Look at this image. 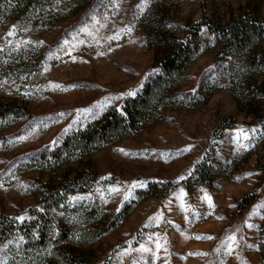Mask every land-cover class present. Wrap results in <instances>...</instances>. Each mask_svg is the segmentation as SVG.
<instances>
[{
	"label": "rangeland",
	"instance_id": "rangeland-1",
	"mask_svg": "<svg viewBox=\"0 0 264 264\" xmlns=\"http://www.w3.org/2000/svg\"><path fill=\"white\" fill-rule=\"evenodd\" d=\"M153 1L144 0L141 12V0H52L44 20L0 23V57L21 56L27 64L17 78L4 80L1 95L22 104L28 114L0 120V224L22 225L27 234V222L43 210L41 184L50 177L49 165L36 161L38 154L59 146L109 109L121 111L124 100L158 75L140 27ZM246 2L175 0L172 26L184 28L187 21L203 17L227 19ZM252 2L264 16V0ZM229 57L224 59L220 42L204 29L196 57L176 79L178 91L169 95L167 105L130 137L91 153L88 171L97 180L85 191L69 194L54 214L60 227L74 235L82 229L99 232L113 222L94 242V264H264L259 164L264 126L251 122L243 103L234 100L230 76L237 60ZM255 87L260 90L251 87L250 98L264 102V71ZM213 156L219 164L217 178L188 192L185 184L196 167ZM134 181L146 183L133 188ZM153 185L159 192L146 198ZM112 187L119 191L111 192ZM205 193L214 207L203 199ZM249 195L255 201L241 209ZM46 219L39 218L38 226ZM4 234L0 264H19L23 237L17 231L7 238ZM233 234L236 241L229 251L222 245ZM141 245L152 252L137 251Z\"/></svg>",
	"mask_w": 264,
	"mask_h": 264
},
{
	"label": "trees",
	"instance_id": "trees-1",
	"mask_svg": "<svg viewBox=\"0 0 264 264\" xmlns=\"http://www.w3.org/2000/svg\"><path fill=\"white\" fill-rule=\"evenodd\" d=\"M174 1L154 0L140 19L147 47L153 51L152 66L158 69V75L134 98L124 100L121 111L109 109L101 118L66 137L59 146L38 154L36 161L49 165L50 173L49 180L41 184L42 212H36L34 219L27 222L30 226L27 234L22 232V225L13 222H9L8 226L2 222L0 224V235L5 233L7 238L17 231L23 237L21 250L24 257L19 259V264L96 262L94 242L110 231L113 222L110 221L99 232L82 229L81 234L74 235L60 227L54 212L69 194L85 191L97 180V174L88 171L92 152L130 137L145 127L157 110L167 105L171 99L169 95L177 93L175 81L195 59L204 29L220 42L225 60L229 56L236 58L230 76L233 98L238 104L243 103L247 116L252 118L251 122L264 126V102L249 96L251 87L260 90L255 86L257 78L264 71V16L260 14V10L255 6L251 7L250 4L254 5V2L247 0L235 15L230 14L227 19L212 21L203 17L199 22L187 21L184 28H180L172 26ZM51 2L52 0H0V23L8 19L44 20L45 8ZM26 70L27 64L21 56L7 61L0 57V120L28 118L22 104L1 95L4 80L17 78ZM259 164L261 182H264V134ZM219 173L216 156L205 159L196 167L185 188L190 192L195 185L212 182ZM158 192L157 186L153 185L144 194L147 198ZM254 201L255 195L246 196L241 201V209ZM43 215L47 219L43 221V225L38 226V219Z\"/></svg>",
	"mask_w": 264,
	"mask_h": 264
},
{
	"label": "snow or ice",
	"instance_id": "snow-or-ice-1",
	"mask_svg": "<svg viewBox=\"0 0 264 264\" xmlns=\"http://www.w3.org/2000/svg\"><path fill=\"white\" fill-rule=\"evenodd\" d=\"M57 2H59V0H57ZM137 7H139V8H140V11L143 12V10H144V0H141V3H139V4L137 5ZM93 19H95L94 16H93ZM14 29H15V26H13V30H14ZM84 30H85V29H83V28L81 29V31H84ZM125 31H131V28L129 27V28L125 29ZM12 34H13V32L10 31V32H9V35H12ZM114 38H115V37H112L111 39H114ZM41 43H42V42H41ZM64 43L67 44V43H68L67 40H65ZM55 87H56V88H61L60 85H55ZM127 95H134V93H133V92H129V93H127ZM82 111L90 112L91 110H82ZM60 115H64V114L61 113ZM65 131H67V129H66ZM245 138L247 139V137H245ZM19 139L23 140V139H25V137H20ZM57 143H58V141H53V144H57ZM250 146H251V145H249V147H250ZM185 150H189V149H185ZM120 151L124 152L126 155L129 154V153H127V152H126L125 150H123V149H121ZM190 174H191V173L189 172V175H190ZM247 175H252V173H248ZM108 178H110V177H106V178H104V179H108ZM179 179H180V180H183V179H185V177H184V176H181ZM118 183H119V182H118ZM145 183H146L145 181H134V182L132 183V187L135 188V187H137V186H143ZM110 191H111V192H118L119 189H118L117 187H112V188L110 189ZM125 199H128V197L126 196ZM203 199H205V200L207 201L209 207H214V205H213V203H212V199H211V197L208 196L206 193H205ZM261 207H264V205H261ZM255 214H256V213L254 212L253 215H255ZM18 219L23 220L24 218H23V217H19ZM150 219H156V217H154V218H150ZM218 219H222V217H218ZM146 226H147V225H146ZM246 226H247L248 228H254V227H256V225H252V224H247ZM196 238H198V239H205V238H206V239H212V237H196ZM235 241H236V236H235L234 234H233V235H230V236L227 237V240H226V242H225V245H222V247H223V246H227L228 249H229V251H230V250H231V243H232V242H235ZM159 247H160V245L157 244V248H159ZM137 251H143V252H149V253L152 252L151 249L146 248V247H144L143 245H141V248H140V249H137ZM218 251H219V249H218ZM153 255H154V253H153ZM204 255H206V254H204Z\"/></svg>",
	"mask_w": 264,
	"mask_h": 264
}]
</instances>
